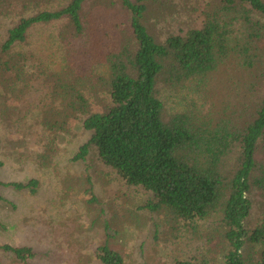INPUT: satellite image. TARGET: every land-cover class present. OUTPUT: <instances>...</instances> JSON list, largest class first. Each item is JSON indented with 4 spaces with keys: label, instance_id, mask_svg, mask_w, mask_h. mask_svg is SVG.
Listing matches in <instances>:
<instances>
[{
    "label": "trees",
    "instance_id": "1",
    "mask_svg": "<svg viewBox=\"0 0 264 264\" xmlns=\"http://www.w3.org/2000/svg\"><path fill=\"white\" fill-rule=\"evenodd\" d=\"M160 1L0 0V123L14 128L6 97L27 102L44 176L79 126L89 138L71 162L95 157L154 196L148 211L212 234V258L172 264H264V0H202L201 23L162 40L148 23ZM106 13L121 18L104 22ZM160 90L183 104L169 115ZM39 185L0 183L31 195ZM0 252L20 264L36 257ZM97 258L125 264L107 247Z\"/></svg>",
    "mask_w": 264,
    "mask_h": 264
},
{
    "label": "rangeland",
    "instance_id": "2",
    "mask_svg": "<svg viewBox=\"0 0 264 264\" xmlns=\"http://www.w3.org/2000/svg\"><path fill=\"white\" fill-rule=\"evenodd\" d=\"M161 1L148 15L159 39L201 23L202 0ZM116 18L121 16L106 13L102 20L111 23ZM45 37V33L36 35L37 40ZM233 78L229 75L228 79ZM235 87L244 89L238 81ZM160 99L169 115L183 104L182 94L166 90H160ZM3 103L17 115L14 128L0 123V183H26L36 178L40 185L35 195L0 186V245L31 248L36 255L32 264H98L100 247L119 253L125 264H172L201 255L212 258L213 237H204L205 229L196 234L166 220L159 211H148L145 205L154 196L142 187L126 184L93 156L88 155L84 163L71 162L89 138L79 126L67 132L60 146V163L44 176L33 164L34 155L43 151L37 126H33L35 113L27 102L10 96ZM257 221L251 218L248 225L253 227ZM201 233L203 237H199ZM252 255L257 259L259 253L253 251ZM0 262L20 264L1 252Z\"/></svg>",
    "mask_w": 264,
    "mask_h": 264
}]
</instances>
